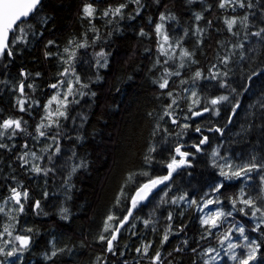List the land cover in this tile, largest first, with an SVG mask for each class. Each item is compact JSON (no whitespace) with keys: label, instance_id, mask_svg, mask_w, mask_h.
Instances as JSON below:
<instances>
[{"label":"trees","instance_id":"obj_1","mask_svg":"<svg viewBox=\"0 0 264 264\" xmlns=\"http://www.w3.org/2000/svg\"><path fill=\"white\" fill-rule=\"evenodd\" d=\"M219 3L42 0L19 23L0 55V124L21 121L19 129L0 128V264H152L157 252L158 264H240L252 241L259 248L249 264H264V222L241 203L264 207V0ZM89 4L96 13L85 18ZM120 4L126 5L121 15L103 16ZM227 20L236 21L231 30ZM65 69L74 77L65 115L51 119L41 136L39 109L52 83L67 87ZM221 96L228 99L211 103ZM177 148L187 154L184 164L136 204L107 251L101 234L110 238L137 188L167 177ZM214 149L255 167L226 178L212 163ZM13 188L23 197L22 211L10 199ZM216 212L244 228L242 240L231 243L237 247L224 254L219 245L228 224L220 218L215 228L201 224ZM109 215L114 219L104 231ZM17 235L29 238L27 248L20 250Z\"/></svg>","mask_w":264,"mask_h":264},{"label":"snow or ice","instance_id":"obj_2","mask_svg":"<svg viewBox=\"0 0 264 264\" xmlns=\"http://www.w3.org/2000/svg\"><path fill=\"white\" fill-rule=\"evenodd\" d=\"M135 2L137 4H139V0H135ZM227 3H228V0H220L219 7L224 8L227 5ZM40 5H41V0H0V54L4 53L6 50L9 49V33L14 32L16 27L19 26V23L25 22L31 15L35 14ZM241 6H243V5H241ZM125 7H126L125 4H120L118 7H115V8L109 7L108 9L104 10L103 16L104 17H108L109 15L119 16L122 14V9H124ZM95 13H96V9L93 8L92 5H90V4L86 5L83 8V14H84L85 18H92V17H94ZM195 18L197 21H199L202 17H201V15L197 14ZM164 19H166V17L162 13L160 16V20L163 21ZM235 22H236L235 20H227L226 21V24H227L229 30L232 29V26ZM162 27H163L162 24H159V23L156 24L155 31L158 35L162 31ZM20 31L23 32V29L21 28ZM141 34L143 35L144 33L142 32ZM257 35H259V34L257 33ZM167 41H168V37L164 36V42L167 43ZM51 43H53V42L49 41V44H51ZM79 46L83 47V45H79ZM67 51H68V49L66 48L65 52H67ZM160 51L163 53V51H164L163 45H160ZM8 55L9 56L12 55L11 51H8ZM103 55H104L103 53H97V56L102 57ZM181 55L186 57V56H189V53L186 51H182ZM69 59H71V56L69 57ZM67 71L68 70L65 69V72L62 73L61 75L67 74ZM21 74L24 75V73H21ZM176 74L178 75L179 73H176ZM37 75H39V73ZM200 75H201L200 72H196L195 78H199ZM76 83H80L79 77L76 78ZM167 85H168V81H167V79H165L164 82L159 85V87L161 89H164L165 87H167ZM221 86H223V85H221ZM28 87H32V86L28 85ZM51 87L56 88L57 85L53 84V85H51ZM19 91H20L21 95L24 94L23 82H21L19 85ZM71 91H72V85L69 83L68 84V92L71 93ZM93 95H95V94L93 93ZM169 95L171 96L172 94L169 93ZM193 95H195V93H193ZM227 99L228 98L226 96H221L218 99L211 100V103L213 105H215V104L219 103L220 101L227 100ZM56 100H57V96H53L51 98V100H49L48 104L51 105L52 102L56 101ZM174 103H175V100H173V104ZM18 104L20 105V110L24 111L23 106L25 104V101L19 100ZM169 107H171V105H169ZM45 108L47 110L48 105H46ZM56 114L59 116L65 115V113L63 111H60L59 109H57ZM51 115H52V113L49 112V117ZM46 118H48V117H46ZM20 126H21V121L11 120V119L5 120V121H3L2 124H0V128H3L5 131H7L10 128L19 129ZM42 127H45V125H40L37 128V132H39V134L41 136L45 135V133L43 131H41ZM197 131H199V129H197ZM217 131H219V129H217ZM3 135H4V132H0V136H3ZM206 139L207 138H205V140ZM204 142H205L204 140L201 141V143H204ZM0 147H3V145H0ZM197 150L199 151V148H197ZM176 151L181 157H184L185 155H187L186 153L181 152L179 148H177ZM213 155H215V153H213ZM25 162H27V161H25ZM183 163H184L183 159H181L179 162H177L175 160V158H173L172 163H170L168 165L169 175H171L172 171H175L176 167H179L180 164H183ZM253 167H255V165H252L251 167H245V168H242L240 170H237V171H234L231 173L225 172L222 169L220 174L226 178H229V176L239 177V176H241V174L243 172L251 171ZM33 170L37 173H39L41 171V169L39 167H35ZM73 171H75V169H73ZM163 179L166 180V179H168V177H164ZM162 182H163L162 180H154V181H151L150 184L144 185L138 191L137 197L139 199H143L144 198L143 193H145L146 190H150L152 187H155V185L157 183H162ZM11 191H12L11 199L15 200V202L20 205V209L22 211L23 210V204L20 203L21 193L18 192L15 188H13ZM27 195H28L27 192L23 193V196L25 198L27 197ZM241 195H243V192H241ZM180 199H183V197H180ZM137 202H138L137 198H133V202H132L133 207L136 206ZM193 203H195V201H193ZM208 203H212V201H208ZM241 203H243L246 207L252 209L251 215L253 217H256L257 214L259 213L260 217L262 218V222H264V207L256 206L255 201L252 199H242ZM233 205H235V200H233ZM36 207L37 208L39 207V202H37ZM2 211H3V209L0 208V212H2ZM240 211L243 212L244 209L242 208V209H240ZM131 215H132V212H131V210H129L128 216H125L123 218V220L120 221V227L124 226V224L128 221L129 216H131ZM223 215H224V213H222V212H216L213 216H205V218L201 221V224L208 226L209 229L215 228L217 226V222H218L219 218ZM113 219H114V217L112 215L108 216L107 220L105 221L104 231H109V229L111 228V225L108 222L113 220ZM169 219H171V215H169ZM147 223H148V221H145V224H147ZM259 227H260V225L257 224L256 228H254L253 231H256ZM6 231H7V229H6ZM119 231H120V228L119 227L116 228L112 232L110 239L106 238L103 234H101V236L99 238L101 241L106 240L107 250L109 252H111L113 250V242L117 239L116 233H118ZM239 232H240V235L243 236L244 235V228L240 227ZM9 235H11V233H9ZM244 238L247 239L246 236ZM15 239L20 242V250H23V249L28 247L29 239L27 237L17 236ZM225 239H227V237H225ZM167 240H168V235L166 233L164 235L161 243H164ZM235 247H237V245L229 244V249H232ZM248 247L250 250H249L246 257L240 259V264H249V262L254 260L256 257V253H257V250L259 248V245L256 244L255 241H252ZM16 251H17V249L13 248V251L7 252L6 255L13 256ZM136 251L138 253H140L142 250L140 248H137ZM193 251H195V249H193ZM208 251L211 252L212 249H209ZM0 252H3V249H0ZM147 252H148V246H145L143 248V254L147 255ZM52 255L54 256V255H56V253L53 252ZM212 259L214 260V259H216V257H212ZM231 259L236 260V259H238V257L235 254H233L231 256ZM159 260H160V253L157 252L155 257L152 258V264H158Z\"/></svg>","mask_w":264,"mask_h":264},{"label":"rangeland","instance_id":"obj_3","mask_svg":"<svg viewBox=\"0 0 264 264\" xmlns=\"http://www.w3.org/2000/svg\"><path fill=\"white\" fill-rule=\"evenodd\" d=\"M67 60V59H66ZM65 80L68 82V84L74 80V77L72 74L70 73H67L65 74V79H64V82ZM53 84V83H52ZM59 84V83H58ZM57 85L56 88L54 89H50V91L48 92L49 95L47 97V99L44 101V104L40 107V111L43 113V117L40 118V123L38 126L40 125H45L47 126L48 122H50L51 119H53L54 117L58 116L56 114V111L57 109H59L60 111H62V109L64 108V105H65V99H66V95L68 93V84L67 87H61V85ZM53 96H57V100L56 101H53L51 105L48 104L49 100H51V98ZM192 103V101L190 102V104ZM48 105V109L46 110L45 106ZM217 105V104H216ZM49 112L52 113V115L49 117ZM194 111H192L193 113ZM199 112V111H197ZM196 113V112H194ZM48 117V118H46ZM173 117V116H172ZM174 118V117H173ZM172 118V119H173ZM184 119L186 120L187 119V115L185 114L184 115ZM37 126V128H38ZM37 128H36V131H37ZM15 129V128H13ZM39 138V135L38 137ZM219 149V148H218ZM182 152V151H181ZM213 153H215V155H213ZM33 158H36L37 155H32ZM211 157H212V163L213 165H215L217 167V169L221 172V170L223 169L225 172H234V171H237V170H240L242 168H245V167H251L252 165H247V166H241V165H238L237 163H233L231 160L228 159V157H224V156H220L219 155V152L217 151V149L214 151H212L211 153ZM38 158V157H37ZM181 159L184 160L185 162V159L184 157H181L179 156V158L175 159L177 162H179ZM173 161V160H172ZM172 161H170L168 164L172 163ZM184 164V163H183ZM183 164H180V166H182ZM179 166V167H180ZM230 166V167H229ZM179 167H176L175 169L179 168ZM249 172V171H248ZM248 172H243L242 174L244 175V173H248ZM251 172H249L250 174ZM241 174V175H242ZM258 176H260V174H258ZM159 180H164L163 178L159 179ZM153 181V180H152ZM151 182V181H150ZM150 182L144 184V185H147V184H150ZM158 184V183H157ZM155 185L158 186V185ZM143 186V185H142ZM12 195L10 196V199H11ZM13 200V199H12ZM14 202V200H13ZM15 203V202H14ZM16 204V203H15ZM17 205V204H16ZM220 222H225L227 223V229H225V234H224V237L222 239V242H220V245H219V250L224 254L226 252V249L227 247L229 246V244H231L232 242H237L239 240H242V236L240 235V232H239V228L242 227L241 225V222L238 223V224H233L232 221H227L225 219V217H220ZM19 236V235H17ZM16 236V237H17ZM225 237H227V239H225ZM15 241L18 243V241L15 239ZM19 245V243H18ZM241 246L244 248V244L242 243ZM20 247V245H19ZM238 257V256H237ZM239 259V258H238Z\"/></svg>","mask_w":264,"mask_h":264},{"label":"water","instance_id":"obj_4","mask_svg":"<svg viewBox=\"0 0 264 264\" xmlns=\"http://www.w3.org/2000/svg\"><path fill=\"white\" fill-rule=\"evenodd\" d=\"M41 2H42V0H41ZM31 17V16H30ZM29 17V18H30ZM28 18V19H29ZM27 19V20H28ZM11 33L12 32H10L9 33V41H10V37H11ZM3 54V53H2ZM1 55V54H0ZM51 85H53V84H51ZM51 85H50V88L52 89L53 87H51ZM56 85V84H55ZM204 111H201V112H197V113H195L193 116L194 117H196V116H198V115H200L201 113H203ZM170 176L171 175H169V170H168V174H167V177H168V179H166V180H162L163 182L162 183H158L157 185L158 186H156V187H152L150 190H146L145 191V193H143V196H144V198L143 199H139L138 197H137V193H138V191L144 186H140L139 188H137L136 189V191L134 192V195L132 196V198H131V200H130V207H129V210H131V212L133 213V210H134V207H133V198H137V200H138V202L137 203H144L147 199H148V197H149V195L152 193V192H154L155 190H157L161 185H163V184H165L166 182H168L169 181V179H170ZM19 192V191H18ZM14 202H15V200H14ZM16 203V202H15ZM20 203H21V199H20ZM17 204V203H16ZM36 204H37V202H36ZM17 205H19V204H17ZM20 206V205H19ZM128 213H129V211H128ZM128 213L126 214V216H128ZM132 217V215L131 216H129V218H128V221L124 224V226L123 227H120V222L117 224V226H116V228H120V231L127 225V223L129 222V220H130V218ZM123 220V219H122ZM115 228V229H116ZM120 231L118 232V233H116V235H117V237H118V235H119V233H120ZM23 237H26V236H23ZM28 238V237H27ZM111 238V237H110ZM29 239V238H28ZM18 243H19V245H20V242L18 241ZM29 245V244H28Z\"/></svg>","mask_w":264,"mask_h":264},{"label":"flooded vegetation","instance_id":"obj_5","mask_svg":"<svg viewBox=\"0 0 264 264\" xmlns=\"http://www.w3.org/2000/svg\"><path fill=\"white\" fill-rule=\"evenodd\" d=\"M206 109H207V110H206ZM208 109H209V107L203 109V111L208 112ZM38 125H39V124H38ZM38 134H39V132H38ZM38 134H37V135H38ZM21 199H23V197H22Z\"/></svg>","mask_w":264,"mask_h":264},{"label":"bare ground","instance_id":"obj_6","mask_svg":"<svg viewBox=\"0 0 264 264\" xmlns=\"http://www.w3.org/2000/svg\"><path fill=\"white\" fill-rule=\"evenodd\" d=\"M213 30V29H212ZM53 84H55V83H53ZM51 89V88H50ZM52 89H54V88H52ZM197 113V112H196ZM195 114V113H194ZM194 117V116H193ZM21 197H22V195H21ZM22 204V203H21ZM19 206V205H18ZM20 207V206H19ZM111 237V236H110ZM110 239V238H109ZM108 251V250H107Z\"/></svg>","mask_w":264,"mask_h":264}]
</instances>
